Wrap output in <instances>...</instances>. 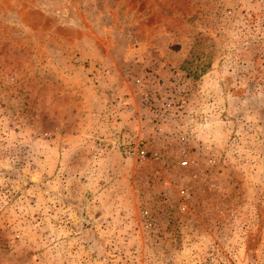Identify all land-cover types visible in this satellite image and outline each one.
Here are the masks:
<instances>
[{"label": "rangeland", "instance_id": "1", "mask_svg": "<svg viewBox=\"0 0 264 264\" xmlns=\"http://www.w3.org/2000/svg\"><path fill=\"white\" fill-rule=\"evenodd\" d=\"M0 264H264V0H0Z\"/></svg>", "mask_w": 264, "mask_h": 264}]
</instances>
